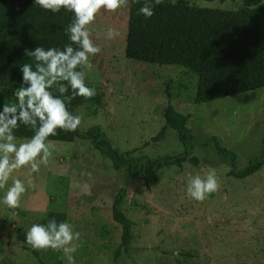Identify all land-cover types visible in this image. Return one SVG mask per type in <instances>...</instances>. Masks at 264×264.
<instances>
[{
  "label": "rangeland",
  "instance_id": "rangeland-1",
  "mask_svg": "<svg viewBox=\"0 0 264 264\" xmlns=\"http://www.w3.org/2000/svg\"><path fill=\"white\" fill-rule=\"evenodd\" d=\"M191 5L236 9L239 0H187ZM129 4L115 12L101 9L88 26L101 51L90 56L86 85L101 96L86 101L73 114L82 116L78 129L99 126L113 146L150 158L180 153L183 145L175 130L152 141L164 125L168 104L189 115L188 128L197 141L218 136L236 160L219 155L212 144H196V163L164 167L151 174L130 177L126 168L115 170L91 141L51 140L55 149L38 173L16 169L26 191L20 205L0 203V264H67L61 251L38 250L34 255L15 238L17 229L28 230L50 211L64 212L67 223L81 233L75 264H264V164L250 176L230 175L259 156L264 139V87L197 104L192 98L197 76L180 65L151 64L125 55ZM108 27L119 35L106 38ZM26 138L16 137V143ZM215 169L218 191L202 202L187 196L189 174L204 175ZM31 179V185L28 183ZM126 184L125 214L134 222L129 252L120 244L121 226L112 217V202ZM211 217V222L208 218Z\"/></svg>",
  "mask_w": 264,
  "mask_h": 264
},
{
  "label": "trees",
  "instance_id": "trees-1",
  "mask_svg": "<svg viewBox=\"0 0 264 264\" xmlns=\"http://www.w3.org/2000/svg\"><path fill=\"white\" fill-rule=\"evenodd\" d=\"M239 1L241 5L238 8L226 9L191 5L187 0H163L162 4L153 5L154 15L146 18L139 14L144 0H129L125 55L151 64L180 65L193 72L197 76V84L192 100L197 104L264 87V0ZM73 16L63 8L59 12L45 10L35 5L34 0H0V111L4 103L16 102L14 94L21 84V65L34 63L31 57L25 56V49L37 46L63 49L70 42L65 29ZM53 93L59 95L54 89ZM100 99L98 92L91 98L77 96L68 105V110L73 113L82 103L92 101L98 104ZM163 117L164 125L151 140L163 139L166 130L171 128L183 145L180 153L156 158L135 156L132 151L123 152L113 146L99 126L86 130L77 128L74 132L58 129L57 135L50 136L49 140H89L103 157L110 159L115 170L126 168L130 177L151 174L157 179V172L164 167H180L187 161L196 163L197 158L192 155L196 144H212L219 155L229 158L231 163L235 162L237 155L223 146L218 136L197 141L187 126L189 115L168 104ZM13 131L15 137L33 135V131L23 124ZM263 164L264 139L259 156L243 168L233 166L229 173L244 178L258 171ZM126 184L115 194L111 207L114 221L121 226V240L114 251V258L121 249L129 252L133 240L134 222L123 209ZM52 218L67 222L64 212L50 211L36 223L47 224ZM26 232L17 229L15 233L23 249L34 255L38 250H52L32 248L26 242Z\"/></svg>",
  "mask_w": 264,
  "mask_h": 264
},
{
  "label": "clouds",
  "instance_id": "clouds-1",
  "mask_svg": "<svg viewBox=\"0 0 264 264\" xmlns=\"http://www.w3.org/2000/svg\"><path fill=\"white\" fill-rule=\"evenodd\" d=\"M34 3L52 12L63 8L74 14L65 29L70 42L63 49H45L43 46L25 49V56L31 57L34 63L21 65V84L14 94L16 102L4 103L0 111V189L8 184L14 170L28 166L30 173H38L42 164L49 163L55 149V143L49 137L56 136L58 129L74 132L80 126L82 116L71 113L68 105L77 96L91 98L95 95V89L86 85L85 70L93 68L90 56L101 51L91 39L88 26L102 8L115 12L127 7L129 0H34ZM162 3L163 0H144L139 14L150 18L154 15L153 5ZM119 34L115 27L106 30L109 40ZM53 89L59 95H54ZM19 124L27 126L33 135L17 144L13 130ZM28 183L31 185V179ZM218 189L215 169L206 170L204 175L189 174L186 189L189 198L202 202ZM25 191L24 181L14 179L0 203L9 208L19 207ZM208 220L211 222V217ZM80 237L81 233L74 231L71 224L58 222L55 218L47 224L34 223L26 232L28 245L34 249L61 251L60 258L66 259L67 264H75L78 244L74 242Z\"/></svg>",
  "mask_w": 264,
  "mask_h": 264
}]
</instances>
